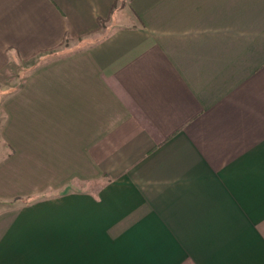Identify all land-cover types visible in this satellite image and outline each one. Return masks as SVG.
Here are the masks:
<instances>
[{
	"label": "crops",
	"instance_id": "0c3cea01",
	"mask_svg": "<svg viewBox=\"0 0 264 264\" xmlns=\"http://www.w3.org/2000/svg\"><path fill=\"white\" fill-rule=\"evenodd\" d=\"M0 264H264V0H0Z\"/></svg>",
	"mask_w": 264,
	"mask_h": 264
}]
</instances>
